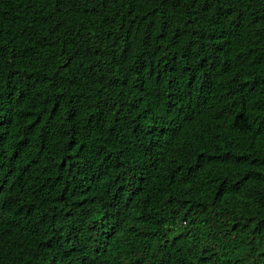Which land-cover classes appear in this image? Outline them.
<instances>
[{
  "label": "trees",
  "instance_id": "1",
  "mask_svg": "<svg viewBox=\"0 0 264 264\" xmlns=\"http://www.w3.org/2000/svg\"><path fill=\"white\" fill-rule=\"evenodd\" d=\"M0 264H264V0H0Z\"/></svg>",
  "mask_w": 264,
  "mask_h": 264
}]
</instances>
